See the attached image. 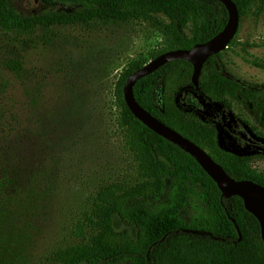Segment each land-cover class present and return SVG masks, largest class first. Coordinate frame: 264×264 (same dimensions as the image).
Segmentation results:
<instances>
[{
  "label": "trees",
  "instance_id": "obj_1",
  "mask_svg": "<svg viewBox=\"0 0 264 264\" xmlns=\"http://www.w3.org/2000/svg\"><path fill=\"white\" fill-rule=\"evenodd\" d=\"M55 1L68 8L26 14L16 8L14 0H0V29L31 33L37 28L46 31L55 26L127 23L163 14L171 20L173 37L160 55L209 41L224 29L229 18L219 0ZM255 1L264 6V0H234L241 20ZM6 65L24 78L22 60L13 59ZM141 67H132L123 75L115 94L121 109L120 130L136 156L142 179L99 190L92 211L74 228L81 245L60 257L61 264H264L261 227L243 200L238 196L224 198L217 183L191 155L149 129L128 108L124 84ZM193 71L186 60L166 64L136 83L137 101L207 150L233 178L264 186V173L252 167L260 155L241 152L230 138H225V149L219 144L221 132L231 133L222 115L231 111L234 102L259 107L264 125V83H246L229 74L223 52L211 56L203 67L197 93L208 102L221 104L219 116L212 119L202 113L194 95ZM173 81L160 100L161 84ZM7 89V83L0 82V94ZM25 89L35 100L32 91ZM187 98L195 103L187 104ZM245 125L256 131L249 122ZM15 180H0V264H29L14 215L21 197L15 194L18 189L10 190Z\"/></svg>",
  "mask_w": 264,
  "mask_h": 264
},
{
  "label": "rangeland",
  "instance_id": "obj_2",
  "mask_svg": "<svg viewBox=\"0 0 264 264\" xmlns=\"http://www.w3.org/2000/svg\"><path fill=\"white\" fill-rule=\"evenodd\" d=\"M14 4L26 14L68 8L55 0ZM172 37L171 20L163 14L31 33L0 29V82L8 85L0 94V180L16 179L10 190L21 196L14 215L29 264H61L60 257L81 245L74 228L92 211L99 190L142 179L120 130L115 89L130 68L149 63ZM232 41L222 51L228 73L246 83H264V6L258 1L240 19ZM13 59L24 62V80L7 67ZM173 84H161L160 100ZM186 103L195 102L187 98ZM230 112L236 121L230 134L220 133V146L226 148L225 138L235 142L241 123L256 144L236 146L260 155L252 167L264 173L260 108L234 102Z\"/></svg>",
  "mask_w": 264,
  "mask_h": 264
},
{
  "label": "water",
  "instance_id": "obj_3",
  "mask_svg": "<svg viewBox=\"0 0 264 264\" xmlns=\"http://www.w3.org/2000/svg\"><path fill=\"white\" fill-rule=\"evenodd\" d=\"M219 1L225 5L229 14L228 22L224 29L207 42L196 44L190 49L170 50L152 59L149 63L127 78L123 88L124 99L132 114L139 121L159 136L191 155L217 183L224 198L238 196L243 200L245 208L259 221L264 243V186L249 179L237 180L233 178L207 150L184 137L145 109L137 101L134 93L135 85L140 79L153 74L170 62L175 60H186L190 62L194 68L192 75V81L196 88L194 95L198 97L202 105V113L212 119H216L219 116L216 106L208 102L204 97H200L197 93L205 63L211 56L228 48L240 27V13L234 0ZM228 116L229 123L236 121L235 115L232 112L228 113ZM239 126L240 128L243 127L241 123ZM238 231L241 240V232L239 229Z\"/></svg>",
  "mask_w": 264,
  "mask_h": 264
},
{
  "label": "flooded vegetation",
  "instance_id": "obj_4",
  "mask_svg": "<svg viewBox=\"0 0 264 264\" xmlns=\"http://www.w3.org/2000/svg\"><path fill=\"white\" fill-rule=\"evenodd\" d=\"M222 119H223L224 123L226 122V125L228 126V128L232 132L233 125H232V123H229V120L227 121V114L222 115ZM235 138H237V139H234L236 145H238L240 147H243L244 145L256 144V142H254L250 137H248V135L246 133H244V131L241 130V128H239V131L237 133V137H235Z\"/></svg>",
  "mask_w": 264,
  "mask_h": 264
}]
</instances>
